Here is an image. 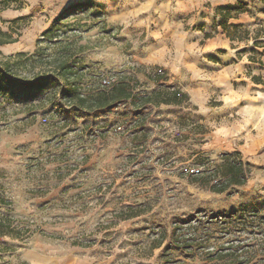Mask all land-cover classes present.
<instances>
[{
  "label": "rangeland",
  "instance_id": "rangeland-1",
  "mask_svg": "<svg viewBox=\"0 0 264 264\" xmlns=\"http://www.w3.org/2000/svg\"><path fill=\"white\" fill-rule=\"evenodd\" d=\"M0 43V264L264 252V0H0ZM226 155L246 181L210 192Z\"/></svg>",
  "mask_w": 264,
  "mask_h": 264
},
{
  "label": "trees",
  "instance_id": "trees-1",
  "mask_svg": "<svg viewBox=\"0 0 264 264\" xmlns=\"http://www.w3.org/2000/svg\"><path fill=\"white\" fill-rule=\"evenodd\" d=\"M230 8V7H228ZM225 28V24H222ZM2 43H0L1 45ZM133 98L132 91L129 86L125 83H120L113 85L108 90L100 91L92 102H89L86 97H78L79 101L86 106L89 110H94L96 112H108L114 108L118 103L130 100ZM181 98L187 99L188 96L180 93L179 91L172 92H157L150 96L144 97V104H150L154 102L155 105L160 104H179ZM221 176L226 178L224 182L212 185L209 188L210 192L213 193H223L230 186H242L245 181V173L243 166L240 162L234 160L229 155L223 157ZM8 204L3 198L0 197V205ZM10 219L8 217L0 216V238L10 237V235L15 236V230L10 227ZM233 253H223L218 255V260H226L228 264H264V252L258 253L257 251H252L251 253L245 254L241 250V246L237 247Z\"/></svg>",
  "mask_w": 264,
  "mask_h": 264
},
{
  "label": "snow or ice",
  "instance_id": "snow-or-ice-1",
  "mask_svg": "<svg viewBox=\"0 0 264 264\" xmlns=\"http://www.w3.org/2000/svg\"><path fill=\"white\" fill-rule=\"evenodd\" d=\"M2 88H3V85H2V84H0V90H2Z\"/></svg>",
  "mask_w": 264,
  "mask_h": 264
},
{
  "label": "built area",
  "instance_id": "built-area-1",
  "mask_svg": "<svg viewBox=\"0 0 264 264\" xmlns=\"http://www.w3.org/2000/svg\"><path fill=\"white\" fill-rule=\"evenodd\" d=\"M104 82L106 83V82H108V81L105 80ZM108 83H109V82H108Z\"/></svg>",
  "mask_w": 264,
  "mask_h": 264
}]
</instances>
